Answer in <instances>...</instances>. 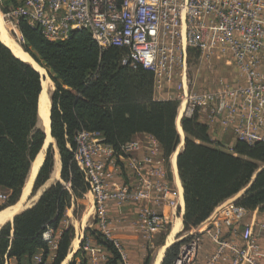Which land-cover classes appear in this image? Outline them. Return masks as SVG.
I'll return each mask as SVG.
<instances>
[{"label":"built area","instance_id":"2783aa9c","mask_svg":"<svg viewBox=\"0 0 264 264\" xmlns=\"http://www.w3.org/2000/svg\"><path fill=\"white\" fill-rule=\"evenodd\" d=\"M5 1L0 0V5ZM16 2L7 14L15 27L24 19L30 26L40 28L50 41H64L73 32L86 30L102 50L127 47L130 52L122 64L151 71L155 93L160 99L179 102L178 113L182 111L183 118L198 115L210 129L217 126L231 130L237 140L249 144L264 143V0ZM190 51L194 52L192 56ZM193 59L199 65L198 72L214 73L216 66L222 65L232 75L218 76L212 90H195L189 78ZM177 75L178 83L171 87ZM165 87L169 91L163 94ZM75 143L71 151L89 185L96 225L107 238L106 209L111 201L120 205L146 204L139 212L151 236L171 225L160 208L170 207L175 218L182 214L177 159L168 158V169L161 144L153 135L142 134L115 149L102 135L81 131ZM8 200L9 194L0 189V210ZM213 213L215 225L232 227L243 242L242 247H237L234 241L217 236L214 260L231 249L232 264H264L258 236L251 225L244 224L249 210L232 200L219 205ZM195 229L179 241L173 264H197L202 233ZM61 234L52 230L44 233L52 251L57 249ZM112 243L120 264H129L123 247L116 241ZM81 250L92 251L90 240L82 239ZM53 260L54 255L49 262ZM91 264H97L95 258Z\"/></svg>","mask_w":264,"mask_h":264},{"label":"trees","instance_id":"16d2710c","mask_svg":"<svg viewBox=\"0 0 264 264\" xmlns=\"http://www.w3.org/2000/svg\"><path fill=\"white\" fill-rule=\"evenodd\" d=\"M4 4L8 9L2 10L6 12L17 2L6 0ZM16 28L19 45L47 71L56 87L52 96V136L60 153L61 179L66 185L57 182L50 186L32 208L0 228V264L12 259L16 264H33L39 254L42 264H47L53 255L52 264H61L68 255L74 229L63 230L55 251L43 236L49 230L58 232L73 201L84 198L89 191L71 151L76 148L77 134H100L115 149L139 134H150L169 157L179 141L175 124L179 102L155 99L153 73L142 66L133 69L122 64L130 52L127 47L102 50L86 30L75 31L64 41H50L40 28L30 26L24 19ZM2 43L0 39V189L9 194L3 208L9 209L21 200L31 167L41 154L44 134L38 127V103L42 82L31 65L15 57ZM181 126L185 148L177 166L184 190V230L203 224L219 205L251 183L236 203L250 211H264V143L237 140L231 148H225L212 139L209 126L198 115L183 118ZM53 167L50 151L33 194L50 179ZM91 234L111 253L107 264H120L114 244L97 231ZM179 246L167 251L162 264L172 263ZM81 257V264H87L83 253ZM151 262L149 256L145 264Z\"/></svg>","mask_w":264,"mask_h":264},{"label":"crops","instance_id":"0c3cea01","mask_svg":"<svg viewBox=\"0 0 264 264\" xmlns=\"http://www.w3.org/2000/svg\"><path fill=\"white\" fill-rule=\"evenodd\" d=\"M155 99L163 100L160 99L156 93H155ZM228 132H229L228 130H223L217 126L210 129V135L212 139L220 141L221 143L223 138H227ZM53 157L55 164V154ZM61 170H62V164H61ZM51 176L50 179L46 182V184L41 188V190H39V192L37 191L35 194H33L32 192L35 184L34 182L31 190L32 194L30 193L24 201L25 206L28 204L30 205L26 207L23 211L32 208L39 201L44 191L48 189L50 186H52L49 184V181L52 180ZM61 180L62 179L60 172V178L56 179V182L57 181L61 182ZM177 184H178L177 188H178V196H179L178 204H179V210L181 211L182 214H180V216L175 218L174 210L171 209L170 207H165V208L162 207V209L160 208L159 211L163 212L167 220L170 221L169 224L172 225L171 232L175 222L179 221L180 231L176 234L179 235L184 230L183 216L185 212V203H184V190L180 178ZM23 192L24 190L22 191V194ZM31 195L33 196L31 197ZM21 198L22 195L20 199ZM236 199L237 198L233 199V201ZM145 205L146 204L144 203H131L128 205H120L115 201L109 202L107 204V209H106L107 218H108L107 229L109 232V238H107V236L100 231L99 226L96 225L94 218V205H93L92 195L90 193H87L84 196V198L77 200V202L73 201V204L67 210L65 220L62 222L61 228L58 231V233H62L63 230L67 229L68 227H72L74 229V237L71 242L68 255L61 264H70L73 261H76L77 264H81V258H83L81 257V253H83L84 258L87 260V264H91L92 258L96 259L97 264H107L109 259L112 257V255L106 248L100 245L97 242V240L94 238V236L91 234V232H95V231L101 233L107 240L111 242L112 241L118 242L125 250L129 264H145L149 256L152 257L151 264H154L155 260L153 259L152 250L156 246H152V245L154 238H156L158 234L151 236L146 225L144 224L143 218H141L140 216L139 210L141 209V207ZM23 211H21L20 213H22ZM91 217L94 218L92 221L90 220ZM213 217H215L214 213L211 217H209V219H207L203 224H201L199 227H197L194 230L195 232L202 233V245L199 252L197 264H232V258L234 252L231 249H227L225 253L222 255V257H220L216 261L214 260V256L218 250V243L216 242L215 239L217 236H219L227 241H234L237 247H242L243 245L242 239L240 238V236H235V231L233 230L232 227L215 225L213 222ZM13 220L14 218L11 221H8L7 223H12ZM244 224L251 225L254 228L255 233L258 236L259 248L264 255V211H261L260 209H256L254 211L249 210V214L244 220ZM168 227L165 231L159 234L167 233L169 231ZM240 230H242V228ZM240 233L241 232H238V234ZM170 236L168 238V244H167L168 246L172 243L170 241ZM83 238L90 240L92 251L87 253L82 252L81 243ZM165 249L167 251L169 250L168 248ZM165 257L163 255L160 264L163 263ZM42 259L43 258L41 254L35 256L33 258V264H42ZM49 263L50 262L48 261L47 264ZM6 264H16V261L12 259L7 261Z\"/></svg>","mask_w":264,"mask_h":264},{"label":"bare ground","instance_id":"6f19581e","mask_svg":"<svg viewBox=\"0 0 264 264\" xmlns=\"http://www.w3.org/2000/svg\"><path fill=\"white\" fill-rule=\"evenodd\" d=\"M8 28L6 27L2 14L0 12V39L3 42L2 44H4L8 49H10V51H12V53L14 54L15 57L19 58V60L29 63L33 66V68L40 73L42 76H44V80L42 81V94L40 97V106H41V111L43 112L44 110H46L47 113V117H49V111H50V101H49V94L50 91L52 89V86H54L53 82L46 77V71L44 69H42L31 57L28 53H26L25 51H23L22 47L19 45V43L17 41H15L9 34ZM182 117V111H180L178 117H177V132L181 138V144L179 146V148H182L183 146V138H184V133H183V129L182 126L180 124V119ZM49 122V121H48ZM52 142L53 140L50 139ZM53 149L55 150V164H54V169L52 172V176L51 179L54 181L56 179L60 178V172H61V161H60V155L59 152L57 150V147L53 146ZM45 159V153H41L40 156L36 159V161L33 163L32 168H31V172L29 175V178L26 182L25 188H24V192L22 194V198L21 200L17 203V205L13 208H9L6 211L0 212V228L5 225V223H7L8 221H11L14 216L18 213H20L21 211H23L26 207H28L30 204L28 205H24V201L26 199V197L28 196V193L31 191L32 186L34 184V182L36 181L35 178H37L36 175H38L39 170L41 169L43 162ZM180 231V224L179 221H176L172 232H171V236H170V241L172 242V240L174 239L175 235ZM164 251L165 248H162L158 254H157V258H155V262L154 264H160L161 260L163 258L164 255Z\"/></svg>","mask_w":264,"mask_h":264},{"label":"rangeland","instance_id":"374dc122","mask_svg":"<svg viewBox=\"0 0 264 264\" xmlns=\"http://www.w3.org/2000/svg\"><path fill=\"white\" fill-rule=\"evenodd\" d=\"M2 8H7V9H8V7H7L5 4L0 5V12H1V14H2V17H3L4 23H5L6 27L8 28L7 30H8V32H9L10 36H11L15 41H17V42L20 44V42H19L20 37H19V35H18V33H17V28L12 24V21L8 18V16H7V14H8V10H6V12H4V11L2 10ZM189 68H190L189 78H190V80H191V82H192V86L194 87L195 90H198V91L212 90V89L215 88V80H216V78H217L218 76H219V77H223V78H227V76H229V74L232 75L230 69H229L228 67H225V66H222V65H217L214 73H213V72L204 71V70H200V71L198 72L199 65H198V63H195L194 59H193V61H191V62L189 63ZM178 80H179V77H178V75H177V76H175V78H174V80H173V82H172L171 87L176 86L177 83H178ZM54 86H55V85H54ZM54 86H52V89H51V91H50V95H52V96H53V94H54V92H53V90H54ZM168 89H169V88L165 87V91L163 92V94L167 93V92L169 91ZM172 90L175 91L174 89H172ZM161 93H162V92H161ZM178 108H179V105H178ZM178 115H179V113H178V110H177V116H176V120H175V124H176V126H177V117H178ZM182 120H183V117H181V119H180V124H181V125H182ZM176 129H177V127H176ZM228 131H229V132H228L227 138H223V140H222V143H223V145H224L225 148H230V147H231L233 144H235L236 141H237V139H236L234 133H233L231 130H228ZM141 135H142V134L137 135L136 138L140 137ZM180 144H181V138H180V136H179V141H178V143H177V145H176V148L174 149V151L172 152V154H170V156H174V158H176L177 160H178V157H179L180 153H181V152L183 151V149L185 148V135H184V138H183V146H182V148H179ZM57 150H58V148H57ZM50 151H51L52 156H53V154H55V150L51 149ZM58 152H59V150H58ZM170 156H169V157H170ZM46 157H47V156H46ZM165 157L167 158V160H166V166H167V168L169 169V166H168V164H169V162H168V158H169V157H167V156H165ZM177 167H178V166H177ZM177 170H178V169H177ZM178 175H179V171H178ZM179 178H180V177H179ZM57 182H58V181H57ZM57 182H56V180H54V181L51 180V181H49V184H50V185H54V184L57 183ZM59 182H60V181H59ZM61 183H63L64 185H66V184L63 182V180H61ZM177 185H178V184H177ZM32 187H33V186H32ZM31 190H32V189H31ZM33 190H34V187H33ZM33 190H32V192H33ZM39 190H41V188H40ZM39 190H38V192H39ZM1 191L4 192L3 190H1ZM242 192H243V191H242ZM242 192H241L240 194H238L237 196H235L234 198H232V200L235 199V198L238 199V198L241 196ZM30 193H31V191L28 193V195H29ZM31 194H32V193H31ZM32 196H33V195H31V197H32ZM31 197H30V199H31ZM237 199H236V200H237ZM236 200H234V201L236 202ZM230 201H231V199H230ZM8 208H9V207H8ZM5 209H7V208H5ZM5 209L0 210V212H1V211L3 212ZM80 210H81V209H80ZM80 210H79V211H80ZM93 219H94V218L91 217L90 220L92 221ZM175 220H176V219H175ZM175 220H174V221H175ZM171 226H172V225H169V227H168V228H169V231H168L167 233H164V234H158L157 237L154 238V240H153V245H152V246H156V247L153 248V250H152V255H153V259H154V260H155V258H156V256H157L158 252H159L162 248H168V249H170V248L174 247L176 244H180V242H181L180 240L182 239V237L187 235V232H188V231L183 230L179 235H176V236L174 237V239L172 240V243L168 246L167 244H168V238H169V236H170V234H171ZM179 241H180V242H179ZM166 252H167V250L165 249L164 257L166 256ZM177 255H178V253H177ZM177 255L174 256V259H173V261H172L171 264L174 263L175 258L177 257ZM50 263H52V262H50Z\"/></svg>","mask_w":264,"mask_h":264},{"label":"water","instance_id":"95a60500","mask_svg":"<svg viewBox=\"0 0 264 264\" xmlns=\"http://www.w3.org/2000/svg\"><path fill=\"white\" fill-rule=\"evenodd\" d=\"M22 47V46H21ZM23 49V48H22ZM24 51V49H23ZM12 52V51H11ZM26 63V62H25ZM29 64V63H27ZM31 65V64H29ZM32 66V65H31ZM33 67V66H32ZM40 74V73H39ZM40 77H41V82L44 80V76H42L40 74ZM46 77L49 78V75L46 71ZM56 90V87L54 86V90L53 92H55ZM43 91V89H42ZM42 94V92H41ZM41 97V95H40ZM40 97H39V103H38V127L39 129L43 132L44 134V142H43V146H42V149H41V152L40 153H45V159H44V162L46 160V156L48 155V153L50 152L51 149H53V146H54V143H55V146L57 147V143L55 141V139L53 138L52 136V122H51V114H52V108H53V103H52V95L49 94V101H50V111H49V117H47V113H46V110H44L43 112L41 111V106H40ZM49 121V122H48ZM184 133V132H183ZM52 139L53 142L50 140ZM58 148V147H57ZM54 150V149H53ZM39 153V154H40ZM54 156V154H53ZM43 162V164H44ZM31 171V170H30ZM40 171V170H39ZM30 174V173H29ZM38 176V175H37ZM29 178V176H28ZM256 178V175L253 179V182ZM37 179V178H36ZM28 180V179H27ZM252 186V183L250 184V186L245 189L242 194H244L250 187ZM45 192V191H44ZM241 194V195H242Z\"/></svg>","mask_w":264,"mask_h":264}]
</instances>
